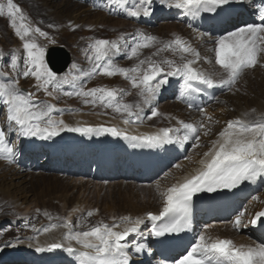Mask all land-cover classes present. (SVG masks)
<instances>
[{
	"label": "snow or ice",
	"instance_id": "obj_1",
	"mask_svg": "<svg viewBox=\"0 0 264 264\" xmlns=\"http://www.w3.org/2000/svg\"><path fill=\"white\" fill-rule=\"evenodd\" d=\"M232 2L234 0H160L161 4L170 8L184 9L192 15H199L201 11L215 12L218 7ZM111 3L123 7L128 0H111ZM259 11L264 17V5ZM5 14L9 18L15 35L23 41L27 65L23 71L24 77H34L38 82L37 88L42 89L48 96L60 90L63 84L78 79V77L70 79L69 74L58 78L57 74L47 66L45 48L38 45L35 39H28V37L38 34L40 37L47 38L48 33L26 23L23 10L14 3V0H7L6 5L0 3V17ZM127 15L137 18L147 17L151 15V9L132 6L128 8ZM156 41L155 36L139 33V42L131 47L129 58L136 57L140 49L151 47ZM164 49L180 52L183 62L177 64L173 60H164L162 63L168 66L166 69L161 66V63L149 60L148 68L143 71L142 76L138 77L141 66L146 63L145 60H140L139 64L133 68L119 67L110 59V54L119 51V44L115 41L97 39L90 44L89 59L93 61V68L84 75H94L99 69L107 76L117 74L124 76L131 82L133 88L139 89L138 94L143 98V103L151 108V117L159 116L161 113L152 107V104L161 86L168 83V77H181L182 96L191 97L193 94L205 91L201 85L207 88L222 86L232 90L247 70L254 69L258 65L264 66V60L261 59L264 55V23L238 27L216 39L214 59L215 64L222 69V73L206 72L195 67L194 65L200 60V54L180 37L164 45ZM184 54H190L192 58L185 60ZM19 59V56L12 58L13 71L17 70ZM7 75L8 73L0 72V77ZM217 76H220V79H216ZM121 92L123 90L100 87L87 91L81 88L74 94L92 98L86 99L85 103L99 102L113 108L117 113H126L128 118L124 119L125 124L133 122V117L139 121L143 109L137 104L134 111L133 105L122 103L119 99ZM65 95L71 96L73 93L68 92ZM0 100L6 107V118L10 130L25 137H39L45 140L58 136L63 131H69L123 136L124 139L134 141V147H155L163 144L185 143L189 140H193V145L199 147V133L203 131L207 135L210 131L208 123L204 120L195 123L180 120L177 122L178 127H165L154 133L137 135H129L115 126H70L64 120L52 117L51 113L57 110L55 105L41 106L34 102V95L23 92L19 88L18 79L15 78L7 81L0 79ZM188 103L189 107H193L190 100ZM197 110L208 122L212 121L213 118L208 115L206 108L197 106ZM218 136L212 148L203 154V159L198 161L201 167L195 171V174L186 176L182 181L160 192L163 199L162 210L158 214L152 212L146 214V219L153 222L152 235L161 237L166 234H179L190 229L192 201L198 193H215L220 189H234L246 181L255 182L258 178H264V118L258 121L229 120ZM15 156V145L9 142L4 128L0 127V159L15 163ZM175 167L180 168V165L177 164ZM157 188L159 189V185ZM255 199L258 200L259 197ZM246 212V208L237 212L231 222L234 228L246 226L243 219ZM45 215L50 220L54 219L47 212ZM92 215L91 211L87 213V216ZM262 217H264V210L258 211L249 223L256 225L262 222ZM113 220L111 225L101 221L84 231L74 230L71 221L67 219L60 224L53 223L43 229H37L35 225H32L34 232L42 231L45 234H50L58 228L66 229L61 241L53 239L46 247L40 246L37 241L35 250L42 253L64 249L77 256L78 264H132L129 249L141 253L145 246L130 244L128 237L134 234L143 235L140 226L145 223V218L129 215L114 217ZM158 221L160 223L156 224L155 222ZM73 243L79 247H74ZM174 264H264V244L238 245L230 238H213L202 231L191 244L190 250L177 258Z\"/></svg>",
	"mask_w": 264,
	"mask_h": 264
},
{
	"label": "bare ground",
	"instance_id": "obj_2",
	"mask_svg": "<svg viewBox=\"0 0 264 264\" xmlns=\"http://www.w3.org/2000/svg\"><path fill=\"white\" fill-rule=\"evenodd\" d=\"M25 1L39 5V7L41 8V10L43 11V13L46 15L47 18L51 20L60 21L61 23L63 22H66L67 24L69 23L72 25V28L77 30L82 29L83 27L89 28L90 25L95 27L102 23L104 24L113 23L116 25H123L124 27L131 26L134 29L141 30L142 32L146 31V26L153 27L155 25H160V28L157 30L159 34H163L164 32H167L169 29V25H167L168 22L165 19H163L162 22L159 21L160 20L159 12L162 11L165 12L169 8L168 6L161 4L160 0H129L128 3L123 7L112 4L111 0H95L98 2L100 7H96L94 5V0H25ZM0 3H4L6 5L7 0H0ZM14 3L17 4L16 0H14ZM233 4H244L250 9L253 15L259 14V16H261L259 9L262 5H264V0H234V2L229 3L228 5L220 6L218 8H222V9L228 8ZM132 6L149 7L151 9V15L147 16L145 20L146 26L145 25L142 26L143 22L141 20L143 16L137 18V17H130L127 15L128 8ZM20 8L23 11L25 9L24 7H20ZM100 10H102L104 13L101 14ZM177 11L179 13L178 16H180L181 21L176 26H173L174 28L172 30L174 31V33L176 31V35H178V37L182 38L193 49H196L199 52L200 60L194 66L206 72H213V69L217 67V65L216 64L214 65L212 61V59H214L213 58L214 55L211 56V53L214 52V48L216 46V39L206 35L204 32L201 31L199 27V23L201 22V19L198 15L189 14L184 9H178ZM4 17H7L9 21L8 16L5 14V16L0 17V25L3 22ZM123 26H120L119 28ZM134 38L135 36L132 37V39ZM19 41L23 42L20 39ZM7 55L6 56L2 55L3 62L7 59ZM114 55L120 58L123 55V53L122 51L119 50L114 52L113 56ZM191 58L192 57L190 56V54H187V59H191ZM256 71H259L261 74H263L264 66L255 68V70H253L252 72L251 71L245 72V74L239 80V82L242 81L244 84H246V86H248L249 82L252 83L253 80L252 78H254L253 81L256 82L257 80H255V78L258 77V74L255 75ZM0 72H2L1 69ZM75 74H80L79 77L78 76L77 77L78 79H80L78 81L79 84H82L81 78L83 79L86 77V75H84V72L81 71V68L79 69V67L72 68L71 74H69V78L71 79V77H74ZM114 76L115 75L107 76L103 74L101 87L114 89L113 88V79H115ZM11 77L7 75L5 77H0V79L7 81L10 80ZM30 78L31 79L33 78L32 82L34 86H36L38 83L36 79L32 76H30ZM177 79L178 76L175 77L174 80L170 81L167 85H163L161 87L163 89H166L174 82H177L178 81ZM98 81L99 80H95L91 85H86L85 86L86 90L90 89V87L95 82ZM72 84L76 85L74 81H72ZM124 87L131 88L132 84L130 83L127 85V83H125ZM179 87H181V89L177 91ZM40 90H41L40 93L33 94L34 98L44 99L43 100V102H45L44 105L45 104L55 105L57 110L51 113L52 117L57 120L62 119L66 124L70 126H86V125L100 126V125L116 124L117 126H119L121 130H124L127 133L133 135L143 134V133H154L162 128H165V127H160L158 124H156L155 120L148 119L147 112L151 110V108L143 103V99L140 100L136 96H134L133 98L132 96H129V98L127 99L129 100L127 101V104H131L135 101L136 103L133 104L134 111L136 110L135 106L137 104L140 106V108L143 109V112L140 113L141 119L139 121H136L135 118L133 117V122H130L129 124H125L123 121L128 117L122 116V114L120 113L118 115V113L114 111V109L107 110L106 112L105 109L102 110L95 107H90V106L87 107L78 104H72L70 101L66 99L67 97L60 99L58 98V96H56L55 92L53 93L52 96H48L42 89ZM182 92H183L182 82H178L177 85L175 86V90L171 94L172 96L177 97V101L174 103H170V105L169 106L167 105L166 109L163 110L165 114L164 116H166L167 118V122L170 121V126H166V127H172V128L178 127L179 125L177 122L179 120H183L185 122H190V123H195L204 120L206 123H208L210 131L208 132L207 135H205L203 131L199 133V137H200L199 147H195L193 145V140H189L185 143H175V151H179V153L184 151L185 154L183 158H178L175 160V165L179 164L180 168L174 167L173 170L168 171V173L165 174L164 177L161 178L155 184L156 188L157 185H159V189L157 188L155 192L153 191V189L149 190V194H148L149 201H147V203H145L143 206H139L138 204L140 198L144 200L146 198V195L142 193L144 192L145 189L142 188L138 189L137 187L142 184H147L148 182L140 183L133 179L127 181L126 178L128 176V170L130 169V166L128 165L129 156L123 158V162L127 165V170L124 172V175H121L119 177L120 183L118 186L122 187L125 184L129 186V191L127 195V201H128L127 213L130 212L129 215L132 217L139 216L141 218H145V223L142 224L143 227L141 229L143 235H138V234L131 235L128 237V242L130 244H143L145 246L144 251L145 250H149V252L152 251L150 235L149 232L146 231L145 229L151 223L146 219V214L149 212H156L158 214L159 211L162 210L163 199L160 195V192L165 191L172 184L182 181L186 176L195 174V171L201 167L198 161L200 159H203L204 158L203 154L208 152L212 148L213 142L219 138L218 134L225 128L227 121L236 120V119L258 121L264 118V96L250 100L243 99L240 101L237 95L232 96L230 95V93L220 94L219 96L215 97L213 103L205 107L207 109L208 115L213 118L211 122H208L205 119V117L197 110V108L189 107L188 101L189 100L191 101L192 98L182 96ZM159 96L160 94L158 95L157 99L153 101L152 107L155 108L156 102L161 100L160 99L161 97ZM158 111L160 112V109ZM0 127L4 128L9 142L15 145V150H16L15 163H8L6 160L0 159V199H2L4 202L8 204L15 206L16 208L28 206V204H31L30 198L32 195L35 196L38 202L41 201L39 205L43 206V208L45 209L47 208V206L53 205L51 202L53 201V199L56 198L55 193H56L57 183H54V185L50 184L49 183L50 178L57 180L58 177L63 178L66 176L64 174L57 175L55 174V171L59 169H63L67 173L69 169L68 165H70V168L71 167L73 168L75 166L82 167L84 165V159L82 158H84V156L86 155L89 158L95 160L94 152L96 151V148L99 147L98 145L100 143L99 140L100 134H96V133L84 134L80 132L63 131L60 133V135L52 137L47 140L41 139L39 137H25L22 135H18L16 131L10 130L8 128V122L6 118V107L3 105L2 100H0ZM70 141H77L80 146V149L77 152V154H75L71 159L64 158V152L62 153V156L60 158L55 157L49 159L47 153L43 151L44 146H49L54 148H65V146ZM110 143H111L110 150L112 154L116 157L120 156L121 149H123L125 146H130L129 140L126 139L111 138ZM37 145H41L39 151H36ZM101 150H104V148L101 147ZM79 154L82 155L81 159L78 156ZM189 157H191V159H188ZM29 169H31L32 172H30ZM77 174H80V172H78ZM35 175L39 176L40 178L39 181L40 182L42 181V184L41 183L39 184V181L36 182L33 179ZM88 181L89 184L94 182L91 181L90 179ZM254 185L256 188L261 189L264 186V178H260L259 180L255 181ZM30 187L32 189V195L28 193L29 192L28 189ZM63 189L64 192L66 193L69 190V186L64 185ZM138 190L141 191L138 192ZM245 190L249 192L250 188L246 187ZM58 197L61 198V196ZM250 197H248L245 203H242L240 208V210H243L244 208L247 209V212L245 213V216L243 218L246 226H242L238 229L233 227L231 222L234 220L235 215L238 212L235 211V213L232 215V218L233 217L234 218L231 222L228 221L211 222L209 224L211 225V227H206L208 225H201L202 227L200 229L199 234L202 231H205L206 235L211 236L213 238L215 237L230 238L238 245L242 244V245L255 246L257 244H263L264 217L261 218L262 222H258L256 225L249 223V221L250 219L254 218L255 214L258 211L264 210V193L261 197H259L258 200L256 199L255 201H249ZM46 199L51 200V202ZM62 200H63L62 202L64 208H66V206L68 208V206L71 205L73 201L72 198L67 196H64ZM114 211L115 209L113 207L107 208V212L110 215L111 220L106 222L104 221L103 223H107L111 225L114 222L113 218L114 217L116 218V212ZM120 213L121 215H123L121 210ZM99 222L101 221L98 220L97 223ZM71 223L73 225L72 221ZM56 224H60V222ZM73 228L76 231H81L77 229L74 225ZM65 231L66 229L63 228H58L50 234H45L41 231L38 233L39 237L38 240L36 241L32 240L33 239L32 236L30 237L28 236L25 237L22 241L13 240L11 243L2 244L0 245V249H2L0 250V262H2L1 264H29V263L32 264L33 261L40 260L43 264H45L46 262H48L49 264H64L63 262L64 259H67L68 262H66L65 264H78L77 256L68 253L64 249H62L61 251H51V252L45 251L42 253L37 252L35 250V247L37 246V241L40 246L46 247L49 242L53 241V239L57 241H61L62 234ZM233 238L236 239L234 240ZM73 246L79 247L78 245H75V243H73ZM144 251L141 253H136L134 250L129 249V255L131 256L132 264H156L157 262L156 260L148 261L146 259Z\"/></svg>",
	"mask_w": 264,
	"mask_h": 264
},
{
	"label": "rangeland",
	"instance_id": "obj_3",
	"mask_svg": "<svg viewBox=\"0 0 264 264\" xmlns=\"http://www.w3.org/2000/svg\"><path fill=\"white\" fill-rule=\"evenodd\" d=\"M17 4L20 7H24L23 14L26 17L25 22L28 23L31 27H39L42 31L48 33V37H40L38 34H33L32 36L28 37V39H35L38 45L45 48V62H46V55L47 51L52 47H61L64 48L70 55L72 63L76 65L75 68H81V71L84 73L90 72L93 68V61L89 59L91 56L90 44L97 39H106L109 41H115L119 44V50L122 51L123 55L118 58L116 55L110 54L111 62L119 67L122 68H133L139 64L140 60H145L146 63L141 66V72L138 74L139 76L143 75V71L148 68V61L161 63V66L167 69V65L163 64L164 60H173L177 64L181 60V53L178 51H173L171 49H164V45L168 44L170 41H173L178 35H176V31L172 30L179 21L172 20L167 21V25H169V29L167 32L163 34H159L157 31L160 28V25L155 26L151 30H147L144 32L146 35H153L157 37V41L148 48H142L139 50V54L136 57L129 58L130 49L133 47L134 40H132V36H139V33L142 31L139 29H134L131 26L124 27L123 25H116L113 23H102L97 26H89V28L83 27L82 29H74L72 28L71 24H67L66 22L61 23L57 20H51L46 17L43 13L39 5L34 3H29L25 0H16ZM100 13H104L100 10ZM7 17L3 18V22L0 25V52L2 55L6 56L7 59L3 62L2 57H0V69L1 71L8 73V75L12 78L18 79L19 81V88L26 93L38 94L41 92L40 89H37L34 86L32 79L30 76L25 77L23 75V71L26 69L27 65L25 64L26 60V51L23 49V42L19 41V38L15 35L14 30L12 29ZM6 21V22H5ZM163 19L161 20V22ZM5 22V23H4ZM8 23V24H7ZM66 23V24H65ZM160 23V22H159ZM9 25V26H8ZM115 25V26H114ZM120 26H123L119 28ZM143 26V24H142ZM11 29V30H10ZM136 32H135V31ZM137 30L139 32H137ZM172 30V31H171ZM132 31V34H131ZM134 31V32H133ZM128 35V36H127ZM17 38V39H15ZM16 44H15V43ZM18 43V44H17ZM19 45V46H18ZM5 46V47H3ZM3 47V48H2ZM160 49H164L160 51ZM5 50V51H4ZM4 51V52H3ZM7 51V52H6ZM170 52V53H169ZM13 53V54H12ZM215 56V52L211 53V56ZM9 56V57H8ZM14 56H19L20 59L18 61V67L16 71H13L11 68V58ZM213 56V58H215ZM185 60L187 59V54L185 56ZM264 60V55L261 57ZM215 65V59H212ZM183 61H181L182 63ZM106 63V62H104ZM47 64V63H46ZM258 65L255 68H259ZM73 67L71 66L70 69ZM254 69H249L246 72L253 71ZM213 72L222 73V69H220L219 65L213 69ZM71 74V73H67ZM258 74V77L255 78L257 80L254 82V78H252V83L249 82L248 86L244 84L242 81L238 82L237 85L232 89H227L224 94H229L234 96L237 95L238 99H254L264 96V73L261 74L259 71H256L255 75ZM80 74H75V76L79 77ZM14 76V77H13ZM58 78H63L65 75H57ZM74 76V77H75ZM115 79H113V88L123 90L120 93L119 99L122 103L127 104V100L129 96H136L138 99H143L138 93L139 89L136 88H126L124 84H130L131 82L126 79L122 75H115ZM21 78V80H20ZM103 74L101 70H97L96 74L87 76L85 78H81L82 84H79L80 79L74 80L76 85L71 83L63 84L60 90L54 91L58 98L62 99L67 97L66 99L70 101L72 104H78L87 107H95L99 109L111 110L113 108L106 107L104 104L97 102L96 104L92 103H85V100H91V97H82L77 96L74 93L79 91L81 88L87 91L85 86L91 85L95 80H99L95 82L90 89L101 87V81L103 80ZM216 79H220V76H217ZM22 81V83H21ZM78 82V84H77ZM80 82V83H81ZM52 91L51 88H49ZM89 90V89H88ZM71 92L73 95H65V93ZM232 92V93H231ZM132 93V94H131ZM138 95V96H137ZM61 96V97H60ZM69 97V98H68ZM44 99L34 98V102L39 103L40 105H44ZM177 100H173L170 102L160 100L156 102V109H160L161 115L151 117V110L147 112V117H151L149 120H155L156 124L160 127L170 126V121L167 122L166 116H164V109H166L167 105L169 106L170 103H174ZM134 101L131 105L135 104ZM111 113V112H109ZM122 116H127L126 113H120ZM119 115V113H118ZM175 167V166H174ZM172 168V170L174 169ZM31 172V170H29ZM163 178L164 176H160ZM154 179L152 182L148 184L139 185L137 188L145 189L142 192L146 195L145 200L140 198L139 206H143L147 201H149V190L155 192L157 188L155 184L161 178ZM36 182L40 180L38 175H35L33 178ZM49 179V178H46ZM50 178V184L54 185L57 183L56 186V198L49 200L53 205L47 206V208H43L40 206L41 201H37L35 196L32 195L31 187L28 189V193L31 194L30 202L28 206H23L20 208H16L15 206L4 202L0 199V245L11 243L13 240L22 241L25 237L32 236L34 241L38 240V232H34L32 225H35L37 229H43L46 226H49L53 223H62L65 219L70 220L73 222V225L79 230H87L90 226H94L97 224L98 220L102 222H106L111 220L110 215L107 212L108 207H113L116 212V218L127 216L130 212L127 213V195L129 191V186L125 184L124 186L120 187L119 181L109 183H99L96 184L95 182L90 183L87 179H72L68 177H58L57 180ZM42 184V181H39V184ZM83 183V184H82ZM64 185L69 186L68 192H64ZM73 185V186H71ZM83 185V186H82ZM90 185V186H89ZM88 188V189H87ZM38 189V187H37ZM264 186L260 189L259 193L256 195L257 197H261L264 193ZM141 190H138L140 192ZM261 195V196H260ZM58 196H61L59 198ZM67 196L73 199L72 204L63 206V197ZM256 196H252L249 198V201H255ZM80 201V203H79ZM108 206V207H107ZM75 210V211H74ZM93 212L92 216H87L89 211ZM120 210L123 215H121ZM74 211V212H73ZM45 212L49 213L54 219L50 220L46 215ZM71 214V215H70ZM99 218V219H98ZM234 218V217H233ZM233 218L229 220L232 221ZM43 227V228H42ZM234 240L236 238H233ZM264 244V243H263Z\"/></svg>",
	"mask_w": 264,
	"mask_h": 264
},
{
	"label": "water",
	"instance_id": "obj_4",
	"mask_svg": "<svg viewBox=\"0 0 264 264\" xmlns=\"http://www.w3.org/2000/svg\"><path fill=\"white\" fill-rule=\"evenodd\" d=\"M46 62L56 74H63L71 63V57L64 48L52 47L47 52Z\"/></svg>",
	"mask_w": 264,
	"mask_h": 264
}]
</instances>
